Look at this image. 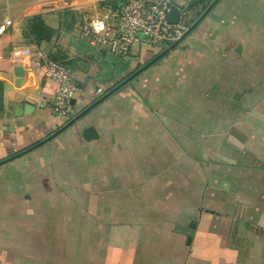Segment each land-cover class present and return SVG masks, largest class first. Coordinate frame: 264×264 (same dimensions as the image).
Returning a JSON list of instances; mask_svg holds the SVG:
<instances>
[{"label":"crops","instance_id":"1","mask_svg":"<svg viewBox=\"0 0 264 264\" xmlns=\"http://www.w3.org/2000/svg\"><path fill=\"white\" fill-rule=\"evenodd\" d=\"M123 1L127 0H0V28L7 19L11 20L0 31V81L4 86L0 107V161L41 142L35 149L53 139L63 140L67 135H77L87 143L85 145L93 143L92 146L99 147L106 141L103 137L109 132L111 151L121 145L118 136H126L125 143L134 145L135 141L141 147L145 137L153 143L152 150L146 156L148 159L138 164L142 166L140 179H132L131 184L142 181V186L149 190L148 185L152 183V190L142 198L138 195L139 201L132 203L131 208H123L124 223L118 224L121 215L116 217V213L102 207L104 212L94 214L99 220L104 214L105 217L108 215L104 222H114L110 226V242L121 239L125 233V247L136 246L141 233L149 232L148 237H143L144 241L154 235L158 240L153 241V238L150 243H156L157 247H177L181 243L177 239L181 240V245L188 247L187 250L181 252L174 248L172 252L175 258L178 255L180 261L185 260L184 264H264V104L261 102L264 94L261 91L258 94L254 92L252 96L243 93L238 100L240 109L219 110L223 101L234 100L229 94L242 92L247 72L257 76L255 72L262 69L258 56L264 55L261 48L264 0H219L202 20L209 19L212 24V34L207 37L206 45L214 47L213 39L217 38L225 39L227 44L216 50L218 54L208 55L212 57L209 66L214 68L208 85H212L210 89L217 95L216 101L203 98L202 93L196 90L185 95L178 89L179 83L175 81H182L183 73L192 72L193 66L189 58L181 61L175 56L171 58V63L164 62L166 58L159 59L97 103L79 120L72 122L74 116H61L36 106L38 100L51 99L56 91L55 82L45 78L43 69L34 65L38 55L61 62L71 70L74 82L79 86L72 100L78 113L167 47L164 44L156 51H150L135 44L128 56L121 58L107 48L100 50L94 47L81 35L85 19L103 16ZM212 1L173 0L188 12L191 24ZM245 55H256L254 63H259L260 67L255 66L256 70L248 67ZM172 63V69L180 78L171 77V84L162 78L166 75L164 69ZM18 69L23 72L22 76L18 74ZM154 71L157 72L153 74ZM241 77L242 80H239ZM206 82H203L204 86ZM136 84L141 87L142 107L135 106L137 109L145 107L144 117L149 119L150 126L140 118V124L145 126L138 129L133 125L131 129L127 122L123 127H115L117 118L143 114V111H136L127 104L140 102L132 99L139 98L134 94ZM172 87L174 94L171 96L170 90H166ZM150 108L158 109L151 112ZM158 110L165 113L160 115ZM234 119H243L242 127L247 126L244 129L248 131L243 133L245 137L242 140L226 133ZM89 126L95 128L98 136L86 140L83 131ZM166 141L175 144L173 149L180 152L182 161L174 156L169 161L162 158L167 150ZM138 157L143 158L144 155L138 154ZM116 166L119 167L118 163ZM122 167L128 174L127 166ZM175 170L182 171L183 175L188 172L193 175L186 180L179 178L178 182L175 177L172 182L176 184H172L167 178L174 177ZM119 178L120 175L115 174L107 181L116 184ZM196 180L200 185L193 186ZM98 183L99 187L106 184ZM198 189L199 193L190 195ZM126 191L121 186L111 188L110 202L115 197H129ZM190 198L196 201L192 203ZM24 201L34 218L37 214L36 201L33 199L32 202V198H25ZM45 208L47 205L43 202V212H46ZM23 210H18L20 216ZM153 215L161 216L160 222L165 226L168 223L172 225L168 230L169 236H174L172 240L164 239L165 234H153L152 226L140 224L148 223V217ZM70 234L65 231L66 236ZM80 234L76 235L81 243ZM63 239L59 240L61 250L65 245ZM6 253L0 245V264L21 263L14 255ZM138 256L142 262L147 261L146 256ZM173 256L171 254L170 259ZM134 257L131 255L126 261L137 263ZM112 260L109 256L103 264Z\"/></svg>","mask_w":264,"mask_h":264},{"label":"rangeland","instance_id":"2","mask_svg":"<svg viewBox=\"0 0 264 264\" xmlns=\"http://www.w3.org/2000/svg\"><path fill=\"white\" fill-rule=\"evenodd\" d=\"M207 2L208 0H206ZM203 22L196 27V30L194 29L195 31L192 34L187 36L188 41L183 40V43L181 42L180 45L169 50L160 60L166 58L164 62L171 63V58L175 56L180 58L181 61L184 58H189L192 61V72L183 73L181 76L183 83L180 79L175 81L179 83L178 89L181 92L183 91L185 95H188L189 91L193 92L196 90L202 93L201 96L203 98L206 97L211 101H216L218 97L211 92L210 87L212 85H208V80L212 77V70L214 69L209 66L212 57L209 58L208 55L218 54L219 52H216V50L224 46L226 41L225 39L219 40L220 38H217L213 39L214 47L210 44L206 45L207 37L212 34V24L209 23V19ZM261 48L264 52V37ZM218 56L216 57L218 58ZM255 57L257 56L245 55V63L248 64V67L256 70L255 66L259 68L260 65L259 63H254ZM258 57L262 63V69L259 72L258 70L255 72L257 76H254L253 72H247L246 85L244 83L242 92L234 91L233 95L229 94V97L234 100L230 101L229 99L227 103L223 101V104L219 106L220 111H225L227 108L230 111L232 109H240L238 100L241 99L243 93H249L252 96L254 92L258 94V91H261L264 94V55ZM172 65L173 63L166 67V70L164 69L166 75L162 80L164 81L165 79L168 83L174 77L180 78L175 73V69H172ZM156 72L154 71L153 74ZM206 80V86H204L203 82L205 83ZM239 80H242V77ZM174 87L166 90H170L171 96L174 94ZM140 93L141 87L136 84L134 86V94H137L140 98ZM139 98L132 97L133 100H140V102L135 104L127 102V104L128 107H132L136 111H143V114H138L139 117H136V114H131L124 118H117L114 122L115 127H123L127 122L131 129L132 125L138 129L140 126H145L140 124L142 123L139 120L140 118L144 119L143 123L145 124L150 122L148 118L145 119L144 117L146 116L145 107L143 106V109L136 108V106L142 107L141 98ZM261 102L264 104V96ZM155 109L157 110L158 108ZM155 109H151V112L155 111ZM213 110L216 111V109ZM249 111L251 112L252 110ZM157 112L160 115L165 113L163 110H158ZM233 121L230 123V130H227L226 133L229 135L232 133L235 139L242 140L245 137L243 133L248 131V129L247 131L244 129L247 126L242 127L243 119H234ZM245 123H248V121ZM148 125L150 126V124ZM234 128H237L236 131L231 132ZM125 137L118 136V141L121 145L116 150L111 151L109 132L103 137L106 138V141L99 147L92 146L93 143L85 145L87 143H84L77 135L71 137L67 135L63 140L53 139L40 148L33 149L8 163L0 165V245L8 252L6 253L7 255L10 256L12 254L21 262H15V264H103L104 260L109 256L110 259L113 258L112 261H109V264H132L126 261L127 258H131V255L135 256L134 261L137 262L133 264L185 263V260H179L180 257L178 255H175V258L172 252L174 248L179 251L187 250L188 247L181 245V240L177 239L178 243L181 242L178 244V246L181 245L180 248L178 246L172 247L171 245L170 247L167 245H159L157 247L155 246L156 243H150L154 235H151L148 241H144L143 237L146 238L150 235L149 232H146L145 234L141 233V238H139L136 246H128L126 248L125 233L121 239L110 242V226L114 222H104L108 215L105 217L104 214V220L94 217V214L100 213L103 209H108L116 213L114 215L116 217L121 215L118 224L124 223L126 222V217L122 214L124 213L123 208L125 206H130L131 208L132 203L139 201V196L142 198L143 195L149 193V190H152V183L148 185V189H150L147 190L142 186V181L132 182L131 184V180L140 179L139 171L142 166L138 164L148 159L146 156H149L153 143L148 142V139L144 137V146L141 147L135 141L134 145L125 143ZM167 141L165 145L167 150L162 158L169 161L174 156L175 159L181 160L183 156H180L179 151L173 149L175 144ZM138 154L140 156L144 155V157H138ZM116 163H118L119 167L116 166ZM123 164L127 166L129 175L125 173L124 167H122L124 166ZM168 168L172 167L168 166ZM182 173V171H177L174 177L167 178L168 182L176 184L172 182L173 178L176 177V182H178L179 178L180 180H186V177L189 179L188 176L193 175L192 172H188L185 175ZM115 174H119L120 178L116 184L109 183L111 175ZM99 181L106 184L99 187ZM197 183L198 181L196 180L193 186ZM117 186L127 189L126 193L133 195L131 198L135 200H132L130 195L126 197L125 193L121 192L125 197L120 199L115 197L110 202L111 188H116ZM199 191L200 189L196 192L192 191L193 193L190 195L199 193ZM25 198H32V202L33 199L36 201L37 214L34 215V218L25 207ZM189 200L192 203L196 201L195 198H190ZM97 201L98 204L96 203ZM43 202L47 205V208L44 209L47 214L43 212ZM21 209H25V211L23 210L20 216L18 210ZM160 218L162 217L157 215L149 216L148 223L140 224L142 226H152L151 232L153 234L156 233L158 236L165 234L164 239L170 241L172 240L171 238H174L173 235L169 236L168 232L172 225L168 223L165 226V223L160 222ZM66 230L71 232L69 237L81 233V243L75 248H72V245L67 243V245L62 247L65 251L63 255V253L58 252L60 250L59 240L64 237L63 241L65 243ZM93 233L94 235H92ZM104 239H108L109 242ZM157 240L156 237L153 239V241ZM103 249L106 251L110 249L111 251L104 252L105 250ZM155 253L156 255H154ZM139 254L146 256L145 259L147 261L142 262L138 256ZM171 254L173 256L172 259L169 257ZM10 261L12 262L11 259ZM217 264L220 263L217 262Z\"/></svg>","mask_w":264,"mask_h":264},{"label":"built area","instance_id":"3","mask_svg":"<svg viewBox=\"0 0 264 264\" xmlns=\"http://www.w3.org/2000/svg\"><path fill=\"white\" fill-rule=\"evenodd\" d=\"M172 6H177L180 11L177 23L168 19ZM10 23L11 20L7 19L0 31ZM190 24L188 12L173 0H127L120 2L103 16L85 19L81 35L94 47L100 50L107 48L113 55L125 58L135 44L145 50L156 51L166 40L176 41ZM34 65L42 68L45 78L56 84L53 97L41 98L36 106L50 109L61 116H74L77 110L72 100L79 86L74 82L71 70L63 63L43 55L34 59Z\"/></svg>","mask_w":264,"mask_h":264},{"label":"water","instance_id":"4","mask_svg":"<svg viewBox=\"0 0 264 264\" xmlns=\"http://www.w3.org/2000/svg\"><path fill=\"white\" fill-rule=\"evenodd\" d=\"M202 1V0H201ZM219 0H213L206 8L205 10L201 13V15L189 26V28L186 30V32H184V34L178 38L176 41L172 42L170 40H166V48L164 50H162L159 54H157L154 58H152L150 61H148L145 65H143L141 68H139L138 70H136L134 73H132L130 76H128L127 78H125L124 80H122L118 85H116L115 87L111 88L110 90H108L104 95H102V97H100L97 101H95L93 104L87 106L86 108H84L81 112H78L77 114L74 115L73 117V121L75 120H79L80 118H82L87 112H89V110H91V108H93L97 103H99L100 101H102L104 98L108 97L109 95H111L112 93H114L115 91H117L118 89H120L123 85H125L126 83H128L131 79H133L134 77H136L141 71H143L144 69H146L147 67L151 66L153 63H155L156 61H158L161 57H163L169 50L173 49L175 46L179 45L201 22L202 20L206 17V15L209 13V11L215 6V4L218 2ZM179 16H180V11L178 9L177 6H172L169 15H168V19L170 22L172 23H177L179 20ZM18 74L20 76L23 75V72H21V69H18ZM98 136L97 131L95 130V128L93 126H89L87 128L84 129L83 131V137L86 140H91L93 138H96ZM45 142V141H44ZM43 142L36 144L34 146H31L30 148L23 150L22 152H19L17 154H15L14 156H11L9 158H6L4 160L0 161L1 163H5L8 161H11L12 159L23 155L33 149H35L37 146H39L40 144H42Z\"/></svg>","mask_w":264,"mask_h":264},{"label":"trees","instance_id":"5","mask_svg":"<svg viewBox=\"0 0 264 264\" xmlns=\"http://www.w3.org/2000/svg\"><path fill=\"white\" fill-rule=\"evenodd\" d=\"M3 92H4V86H3V83L0 81V107H1L2 102H3ZM65 241H66L65 245H67V243L71 244L72 248H75L76 246L80 245L79 236H77V235L76 236L71 235L70 237L65 235ZM62 243H64V241H62ZM100 250L102 251V249H100ZM103 250H105V249H103ZM62 251L63 250H61V248H60V250L58 252L62 253ZM104 252H106V250ZM63 255H64V253H63ZM63 258H64V256H63ZM75 262H76V260H75Z\"/></svg>","mask_w":264,"mask_h":264}]
</instances>
